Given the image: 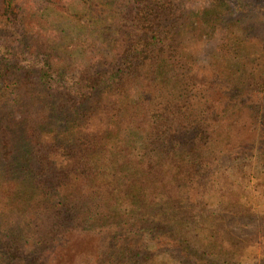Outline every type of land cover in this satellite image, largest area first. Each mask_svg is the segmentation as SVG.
Here are the masks:
<instances>
[{"label": "trees", "instance_id": "obj_1", "mask_svg": "<svg viewBox=\"0 0 264 264\" xmlns=\"http://www.w3.org/2000/svg\"><path fill=\"white\" fill-rule=\"evenodd\" d=\"M49 1L0 0V264H264V0Z\"/></svg>", "mask_w": 264, "mask_h": 264}, {"label": "rangeland", "instance_id": "obj_2", "mask_svg": "<svg viewBox=\"0 0 264 264\" xmlns=\"http://www.w3.org/2000/svg\"><path fill=\"white\" fill-rule=\"evenodd\" d=\"M13 1H14L13 4L17 9L26 10L27 15L29 16V23L33 24V29L37 34H39L38 36L39 38L43 37V35L49 31L48 29L49 26L52 27V24L50 22L48 21L45 22V18L47 16L45 15V13L47 12L43 10L45 6L39 7V3H41V0H13ZM49 2L54 11L53 13L55 14L59 13L60 11L66 14L67 10H69L70 8L71 9L74 8L76 12H81L83 14H84L83 11H85L84 4H79V2L76 0H50ZM86 8H89V7L87 6ZM50 33L51 32H49L48 34ZM10 35L11 33H9L7 29L0 23V43L4 42V40H6V37ZM33 43L35 42L33 41ZM15 75L18 77L20 76V74H15ZM32 98H33V95H30V94L25 96V102L27 101L29 103L27 105V102H26V105H27L26 109L28 110L27 121L31 122L30 125L35 124L36 118H39V113H40L37 107L31 106V103H33L31 102ZM16 108L17 109H14L11 113L10 103L4 101L3 89L0 87V124H1L0 131H2L0 132V136H2V134H5L7 135V137L10 138L11 130L13 128H16L17 129L16 134L18 136L20 135L22 138V127L23 126H21V128L20 127L17 128V122L23 116L25 117L26 114L24 113V109L20 108L19 105H17ZM228 236L229 234L225 235V238H227Z\"/></svg>", "mask_w": 264, "mask_h": 264}]
</instances>
